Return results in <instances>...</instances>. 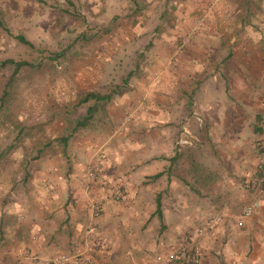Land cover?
Returning <instances> with one entry per match:
<instances>
[{
	"label": "rangeland",
	"instance_id": "1",
	"mask_svg": "<svg viewBox=\"0 0 264 264\" xmlns=\"http://www.w3.org/2000/svg\"><path fill=\"white\" fill-rule=\"evenodd\" d=\"M245 1L231 0L219 7V0H205L204 6L196 7L192 5L196 0H0V264H49L50 258L68 254L56 250L40 257L31 253L33 228L46 231L57 224L58 218L53 213L49 222L45 212L40 214L34 205L35 194L46 196L36 193L37 177L78 173L94 184L104 182L101 168L89 159L88 150L79 146L80 142H86L93 128L106 122L110 131L124 133L135 124L139 112H146L148 104L144 99L131 102L111 120L107 114L110 101L99 109H105L104 113L94 112L88 125L74 129L76 120L83 118L93 104V100L79 102L80 96L120 91L123 85L130 88L135 82L151 86V73L146 70L149 54L154 47L159 48L160 35L180 30L176 25H180V18L184 21V14L195 17L188 30L201 26V15H215L219 10L228 18H239V22L219 24V31L229 34L228 47L232 45L235 52L226 56L219 53V62L240 66L239 72L232 73L246 84H255L264 94V0ZM18 36L28 43H22ZM7 60L25 61L31 66L14 71L13 65H2ZM223 73L225 78L229 74L227 70ZM241 80L237 91L244 90ZM256 108L252 125L258 133V166L261 161L264 164V152L258 145L264 141V100ZM196 122L201 124V118ZM67 136L63 145L59 139ZM206 141L219 145V134L207 136ZM188 142L183 135L176 145ZM262 180L255 174L254 184L249 183L252 191L264 190ZM207 188L203 189L206 196L216 194ZM117 192L112 194L113 201L125 203ZM145 201L144 225L138 231L142 241L120 240L126 252L121 261L114 257L120 246H112L111 256L109 246H100L101 253L93 255L92 261L84 256L87 264H179L175 261L179 244L190 258L197 250L201 264L205 255L199 241L206 236L210 241L208 254L219 259V208L211 209L214 213L206 221L205 216L193 215L187 221L188 229H184L186 222L180 221L182 229L174 231L172 214L163 212L162 228L152 209L148 212L149 203L154 201ZM215 202L219 200L212 204ZM98 209L92 206L95 216ZM243 209L242 216L248 217ZM236 225L241 228L244 224L238 221ZM130 231H121V235L136 234Z\"/></svg>",
	"mask_w": 264,
	"mask_h": 264
},
{
	"label": "crops",
	"instance_id": "2",
	"mask_svg": "<svg viewBox=\"0 0 264 264\" xmlns=\"http://www.w3.org/2000/svg\"><path fill=\"white\" fill-rule=\"evenodd\" d=\"M204 1L196 0L192 5L202 7ZM229 2L219 0L218 5ZM187 16L177 21L179 31L160 35L159 48L150 52L146 70L151 73V86L137 82L130 88L123 85L107 108L113 120L124 106L144 99L146 112H139L135 124L124 133L110 131L106 122L94 127L86 142H80L89 159L101 168L104 182L94 184L78 173L37 177L36 193L46 196L35 194L34 205L40 214L45 212L49 222L53 213L58 218L46 231L33 228L34 240L29 243L32 254L45 257L56 250L76 251L92 261V256L102 251L98 247L109 246L111 256L114 245L120 246L114 257L121 261L126 252L120 240L142 241L138 231L144 225L148 199L154 201L149 203L148 212L152 209L162 228L163 212L172 214L174 231L182 229L180 221H185L184 229H188L187 221L193 215L205 216L206 221L214 213L211 209L219 208V259L208 254L210 241L206 236L199 241L205 255L201 264H264V190L252 191L249 185L254 184L255 174L260 175L255 145L258 133L252 124L264 94L255 84H246L232 73L239 72L240 66L219 62V53L235 54L232 45L228 47L229 34L219 31V24L240 19L228 18L219 10L215 15H201V26L188 30L195 17ZM183 39L186 42L176 46ZM225 70L229 72L226 78ZM239 80L242 91L236 90ZM199 117L201 124L196 122ZM218 134L219 145L206 141L207 136ZM183 135L191 142L177 146ZM207 186L214 189V196H206L203 189ZM117 189L125 203L113 201ZM213 200L219 203L213 205ZM254 200L259 206L243 217L242 209ZM94 204L99 207L96 216ZM238 221L244 224L241 228L236 225ZM132 229L136 234L121 235V231Z\"/></svg>",
	"mask_w": 264,
	"mask_h": 264
},
{
	"label": "built area",
	"instance_id": "3",
	"mask_svg": "<svg viewBox=\"0 0 264 264\" xmlns=\"http://www.w3.org/2000/svg\"><path fill=\"white\" fill-rule=\"evenodd\" d=\"M260 144V147L262 151L264 152V141H262ZM257 171L260 173L261 178L264 179V164L263 162H259L257 166ZM89 177L91 179L94 178V172L93 170L89 171ZM259 206L258 200H254L247 204L244 209H243V215L244 216H249L252 214L257 207ZM239 225H242L241 222H239ZM198 251H194V254L192 255V258L186 255L184 248L182 244L178 245V251L176 255V262L179 264H184L186 263H191V264H198L199 263V258L197 257ZM49 264H87V259L84 256H81L77 253H68V254H60L57 255L53 258L49 259Z\"/></svg>",
	"mask_w": 264,
	"mask_h": 264
},
{
	"label": "trees",
	"instance_id": "4",
	"mask_svg": "<svg viewBox=\"0 0 264 264\" xmlns=\"http://www.w3.org/2000/svg\"><path fill=\"white\" fill-rule=\"evenodd\" d=\"M243 1H245V0H243ZM249 13H251V11ZM243 16H245V15H243ZM246 22H247V20H245L244 24H246ZM0 23H1V20H0ZM18 39L22 43H28L23 36H18ZM6 64L13 65L15 67L14 71L20 69L23 66H31V64H28L25 61L14 62L13 60H7V61L2 63V65H6ZM126 80H127V78H125V81ZM118 93H119V91L113 90V91H110L109 93H106V94H100L98 92H87L86 94H82L80 96L81 100L79 102H88V101L93 100V104L88 107L87 114L83 118L76 120L74 129H77L79 127H84V126L88 125L90 123L89 119L91 118L93 113L98 111L99 109H101L102 106L107 104L112 99V97L115 96ZM69 137L70 136L62 137V138L59 139V141L63 145H66ZM258 145L260 147V144H258ZM261 186H262V189H264V179L261 182ZM158 208H159V202L157 201V211H158ZM158 215L160 216V219H161V215H160L159 212H158Z\"/></svg>",
	"mask_w": 264,
	"mask_h": 264
}]
</instances>
